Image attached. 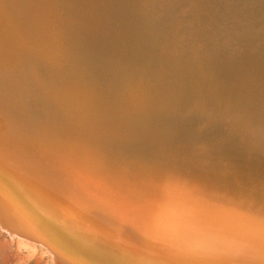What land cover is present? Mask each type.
Segmentation results:
<instances>
[{"label":"rangeland","instance_id":"rangeland-1","mask_svg":"<svg viewBox=\"0 0 264 264\" xmlns=\"http://www.w3.org/2000/svg\"><path fill=\"white\" fill-rule=\"evenodd\" d=\"M102 1L100 4V0H0V19L6 23L0 21V186L2 188L3 184L12 196L10 204H7L1 196L3 189L0 188V264H145V254L153 255L156 264H173L167 259L168 253L163 252L161 255L154 247L151 248L148 240L134 228L135 222L150 219L165 223L170 220L177 225H192L193 220L197 221L193 212L200 211H213L228 217L231 222L240 218L264 222V145L251 140L243 126L238 127L222 115L205 110L185 112L180 109L174 114H168L165 109H161L163 113L160 115H151L124 104L110 105L109 99H103L104 95L96 103L86 92L78 94L71 91L73 84L76 87L81 84L83 88L82 82L92 81L96 77L103 80L114 78L119 84L132 81V86L148 85L162 68L181 60L194 47L196 30H205L207 27V31H216L213 17H217L218 12L211 6L213 1L139 0L138 3V0H132V4L130 0ZM105 1H111L112 4H105ZM148 2L150 7L148 5L147 8ZM165 3L170 6H165ZM32 4L35 7H30ZM132 8L135 11L145 10L137 13ZM102 10L106 12L105 15ZM133 12L138 19L133 17ZM29 13L31 18L28 19ZM157 18V25L160 23L158 26L154 22L158 21ZM46 30L50 33L48 36V33L42 32ZM28 32L31 33L29 36ZM35 41L36 44L31 43ZM48 41L53 47H50L52 45ZM165 41L166 45L163 43ZM38 51H42L41 54ZM44 52L47 56L42 55ZM57 64L61 66L58 68ZM68 76H76L77 79ZM47 79L53 82L50 80L48 83ZM63 81L67 84L66 90L63 87L64 92L59 85ZM45 82L48 84L45 85ZM4 127L9 128H6L7 132ZM12 128L17 129L14 131ZM10 129L13 131L9 132ZM16 136H20L19 139ZM11 144L13 146L10 148ZM31 151L33 154L29 155ZM15 165L18 170H15ZM226 176L231 178L230 181ZM32 185L42 187V193L36 194ZM232 186L237 198L240 194L238 199L234 190L230 189ZM230 194L234 197L231 198ZM237 200L243 201L237 203ZM252 201H255V205ZM32 223L36 227L32 228Z\"/></svg>","mask_w":264,"mask_h":264},{"label":"bare ground","instance_id":"bare-ground-1","mask_svg":"<svg viewBox=\"0 0 264 264\" xmlns=\"http://www.w3.org/2000/svg\"><path fill=\"white\" fill-rule=\"evenodd\" d=\"M48 1V0H47ZM82 1V0H81ZM93 1V0H92ZM100 0V4H101ZM104 1V0H103ZM102 1V2H103ZM118 1V0H116ZM128 1V0H127ZM130 0L129 3H131ZM149 1V0H147ZM163 1V0H160ZM174 1V0H173ZM185 1V0H184ZM204 1V0H201ZM207 1V0H206ZM211 6L213 10L218 12L217 17H213V23L216 26V31H207L201 29L195 36L194 47L189 49L187 55L182 57L179 61H174L172 64L162 68L153 81L148 85L132 86V81H126L122 84L115 82L114 78L103 80L98 77L94 80H87L76 87L73 84L72 90L75 93L85 92L99 103V98L104 95L103 99H109L110 105L118 106L124 104L128 107H134L137 110H142L151 115H160L163 113L161 109H165L168 114H174L178 111L185 110V112H192L195 110L208 111L211 114L222 115L225 120H230L236 126H243L248 134V137L256 142L264 145V0H212ZM2 2V1H1ZM0 2V5H1ZM6 2V1H4ZM3 2V3H4ZM30 2V1H29ZM32 2V1H31ZM35 2V1H33ZM84 2V1H83ZM111 2V1H110ZM105 1L106 3H110ZM113 2V0H112ZM123 2V0H122ZM140 2L139 0L137 1ZM146 3V1H144ZM150 2V1H149ZM146 4V7L149 5ZM165 2V1H163ZM192 2V1H191ZM208 2V1H207ZM19 3V2H18ZM25 3V2H24ZM23 3V4H24ZM40 3V2H39ZM61 3V2H60ZM118 3V2H117ZM127 3V2H126ZM144 3V4H145ZM171 3V2H170ZM173 3V2H172ZM177 3V1H176ZM202 3V2H201ZM7 4V3H6ZM9 4V3H8ZM20 4V3H19ZM104 4V6H106ZM112 4V3H110ZM115 4V3H114ZM123 4V3H122ZM132 4V3H131ZM143 4V2H142ZM157 4V3H156ZM161 4V3H160ZM159 4V5H160ZM166 4V3H165ZM164 4V5H165ZM168 4V3H167ZM167 4L165 6H167ZM181 1L179 2L180 6ZM183 4V3H182ZM206 4V3H205ZM4 5V4H2ZM13 5H15L13 3ZM48 5V4H47ZM79 5V4H78ZM90 5V4H89ZM103 5V4H102ZM108 5V4H107ZM118 5V4H116ZM135 5V4H134ZM163 5V3H162ZM169 5V4H168ZM172 5V4H171ZM197 5V4H196ZM195 5V6H196ZM5 6V5H4ZM9 6V5H8ZM25 6H27L25 4ZM34 6L32 4L30 7ZM37 6V5H36ZM50 6V5H49ZM84 6V5H83ZM104 6H102L104 8ZM113 6V5H112ZM122 6V5H121ZM138 6V4H137ZM140 6H142L140 4ZM156 6V5H155ZM170 6V5H169ZM175 6V5H174ZM183 6V5H182ZM190 6V5H188ZM187 6V7H188ZM206 5H204L205 7ZM210 6V7H211ZM6 7V6H5ZM20 7V6H19ZM28 7V6H27ZM35 7V6H34ZM51 7V6H50ZM72 7V5H71ZM101 7V8H102ZM111 7V5H110ZM109 7V8H110ZM114 7V6H113ZM116 7V6H115ZM114 7V8H115ZM127 7V6H126ZM135 7V6H134ZM144 6V8H146ZM150 7V5H149ZM157 7V6H156ZM203 7V8H204ZM208 7V6H207ZM2 8V7H1ZM14 8V7H13ZM18 8V7H17ZM16 10L18 11V9ZM26 7H24L25 10ZM33 8V7H32ZM39 8V7H38ZM38 8L36 10H38ZM55 8V7H54ZM68 8V7H67ZM95 8V7H94ZM123 8V7H121ZM130 8V7H129ZM143 8V7H141ZM148 8V7H147ZM146 8V10H147ZM168 10V7H165ZM168 8V9H167ZM186 8V7H185ZM184 8V9H185ZM206 8V7H205ZM15 9V8H14ZM29 9V8H28ZM40 9V8H39ZM57 9V8H56ZM134 8H132L133 11ZM137 9V8H136ZM150 9V8H149ZM156 9V8H155ZM163 9V8H162ZM175 9V8H174ZM190 9V7H189ZM3 10V9H2ZM12 10V9H11ZM51 10V9H50ZM48 10V11H50ZM74 10V8H73ZM78 10V9H76ZM97 10V8H96ZM100 10V9H99ZM107 10V9H105ZM112 10V7H111ZM119 10V9H118ZM130 10V9H129ZM128 10V11H129ZM140 10V9H139ZM138 10V11H139ZM143 9L142 11H144ZM177 10V9H176ZM188 10V9H187ZM192 10V9H191ZM206 10V9H205ZM4 11V10H3ZM22 11V9H21ZM20 11V12H21ZM27 11V9H26ZM47 11V12H48ZM79 11V10H78ZM108 11V10H107ZM137 11V10H136ZM134 9V12H136ZM137 11V13H138ZM141 11V10H140ZM141 11V12H142ZM148 11V10H147ZM150 11V10H149ZM172 11V10H170ZM181 10H179L180 12ZM197 11V10H196ZM212 11V10H211ZM30 12V11H29ZM46 12V11H45ZM46 12V13H47ZM54 12V11H53ZM70 12V11H69ZM80 12V11H79ZM103 12V10L101 11ZM111 12V11H109ZM116 12V11H115ZM122 12V11H121ZM125 12V10H124ZM133 12V14H134ZM163 12V11H162ZM167 12V11H166ZM169 12V11H168ZM175 12V11H174ZM191 12V11H190ZM200 12V11H199ZM207 12V11H206ZM1 13V12H0ZM33 13V11L31 12ZM49 13V12H48ZM72 13V12H71ZM97 13L98 10H97ZM104 13V12H103ZM117 13V12H116ZM127 13V12H126ZM148 14V12H146ZM152 13V12H151ZM165 13V12H164ZM192 13V12H191ZM204 13V12H202ZM200 13V14H202ZM212 13V12H211ZM7 14V11H6ZM9 14V13H8ZM17 14V12L15 13ZM25 15V13L23 12ZM44 14V13H43ZM65 14V12H64ZM68 14V13H67ZM106 12L104 13V15ZM111 14V13H110ZM143 14V13H142ZM176 14V13H175ZM181 14V13H180ZM214 14V13H213ZM1 15V14H0ZM3 15V14H2ZM10 15V14H9ZM22 15V13H21ZM34 15L37 14L34 13ZM40 15V14H39ZM54 15V14H52ZM78 15V14H77ZM103 15V16H104ZM124 15V14H123ZM126 15V14H125ZM138 15V14H137ZM141 15V13H140ZM145 15V14H144ZM149 15V14H148ZM152 18H153V14ZM166 15V14H165ZM177 15V14H176ZM174 15V16H176ZM179 15V14H178ZM211 15V14H210ZM12 16V13H11ZM10 16V17H11ZM18 16V15H17ZM30 16V13H29ZM41 16V15H40ZM44 16V15H43ZM59 16V15H57ZM81 16V15H79ZM78 16V18H79ZM100 16V15H99ZM115 16V15H114ZM158 16V15H157ZM212 16V15H211ZM216 16V15H215ZM5 17V15H4ZM19 17V16H18ZM23 17V16H21ZM35 17V16H34ZM46 17H48L46 15ZM55 17V16H54ZM82 17V16H81ZM101 17V16H100ZM99 17V18H100ZM107 17V16H106ZM109 17V16H108ZM127 17V16H126ZM132 17V16H131ZM135 18V14L133 16ZM137 17V16H136ZM146 17V16H145ZM180 17V16H179ZM178 17V18H179ZM204 17V16H203ZM3 18V17H1ZM6 18V17H5ZM3 18V19H5ZM16 18V17H15ZM20 18V17H19ZM28 19L31 18L27 17ZM39 18V17H38ZM41 18V17H40ZM45 19V16L43 17ZM61 18V17H60ZM84 18V17H82ZM89 18V16H88ZM104 18V17H103ZM113 18V17H112ZM121 18V17H120ZM148 18V17H146ZM162 18V16H161ZM175 18V17H174ZM176 18V19H178ZM181 18V17H180ZM202 18V17H201ZM7 19V18H6ZM24 19V18H22ZM75 19V18H74ZM81 19V18H80ZM86 19V18H85ZM85 19H83L85 21ZM116 19V18H115ZM123 19V18H122ZM121 19V20H122ZM133 19V18H132ZM138 19V18H135ZM133 19V20H135ZM140 19V18H139ZM155 19V18H153ZM185 19V17H184ZM203 19V18H202ZM207 19V18H206ZM34 20V19H33ZM32 20V21H33ZM43 20V19H42ZM40 20V21H42ZM65 20V19H64ZM101 19H99L100 21ZM109 20V19H108ZM142 20V19H141ZM158 20V18H157ZM163 20V19H161ZM167 21V17L165 18ZM186 20V19H185ZM184 20V21H185ZM193 20V19H192ZM196 20V18H195ZM199 18L197 19V21ZM212 20V19H211ZM1 21V19H0ZM10 21V20H8ZM15 21V20H14ZM18 21V20H17ZM35 21V20H34ZM39 21V22H40ZM45 21V20H44ZM75 21V20H74ZM81 21V20H80ZM87 21V20H86ZM99 21L97 23H99ZM129 21V20H128ZM132 21V20H131ZM173 21V20H172ZM187 21V20H186ZM2 22V21H1ZM13 22V21H12ZM25 22V21H24ZM38 22V21H37ZM46 18V24H47ZM113 22V20H112ZM116 22H118L116 20ZM115 22V23H116ZM120 22V20H119ZM136 22V21H135ZM157 25L159 20L156 22ZM162 24H164V21ZM174 22V21H173ZM194 22V21H193ZM209 22V21H208ZM2 23H5L2 22ZM11 23V22H10ZM22 23V22H20ZM27 23V22H25ZM51 20V25H52ZM71 23V22H70ZM81 23H84L83 21ZM80 23V24H81ZM87 23V22H86ZM89 23V22H88ZM101 23V21H100ZM99 23V24H100ZM103 23V22H102ZM101 23V24H102ZM108 23V22H107ZM122 23V22H120ZM154 23V24H155ZM172 23V22H171ZM182 23V22H180ZM34 24V23H33ZM38 24V23H37ZM50 24V23H49ZM65 24V23H64ZM69 24V23H68ZM73 24V23H72ZM96 24V23H95ZM160 24V23H159ZM158 24V25H159ZM161 24V25H162ZM174 24V23H173ZM186 24V23H185ZM201 25L203 23H200ZM209 24V23H208ZM6 25V23H5ZM18 25V24H17ZM26 25V24H25ZM29 24H27L28 26ZM31 25V23H30ZM29 25V27H30ZM35 26H38L34 24ZM41 25V24H40ZM44 25V24H43ZM43 25L41 27H43ZM50 25V26H51ZM60 25V24H59ZM94 25V24H93ZM104 25V24H103ZM101 25V26H103ZM120 25V24H118ZM136 25V24H135ZM157 25V26H158ZM171 25V24H170ZM182 25V24H181ZM191 25V24H190ZM189 25V26H190ZM196 25V24H195ZM12 26V25H11ZM22 26V25H21ZM33 26V27H35ZM62 26V25H61ZM98 26V25H97ZM115 26V25H114ZM173 26V25H172ZM176 26V25H175ZM180 26V25H179ZM185 26V25H184ZM197 26V25H196ZM4 27V26H2ZM19 27V26H18ZM16 27V28H18ZM32 27V28H33ZM40 27V28H41ZM47 27V26H46ZM56 25V29H57ZM94 27V26H93ZM106 27V26H105ZM110 27V26H108ZM113 27V26H111ZM161 27V26H160ZM182 27V26H181ZM191 27V26H190ZM195 27V26H194ZM198 27V26H197ZM196 27V28H197ZM5 28V27H4ZM28 28V27H27ZM26 28V29H27ZM53 27H50V29ZM82 27H80L81 29ZM96 28V27H95ZM100 28V26H99ZM114 28V27H113ZM116 28V27H115ZM121 28V26H120ZM159 28V27H158ZM184 28V27H183ZM181 28V29H183ZM2 29V28H1ZM23 29V28H21ZM37 29V27H36ZM44 29V27H43ZM48 29V28H47ZM61 29V28H60ZM67 29V28H66ZM87 29V28H86ZM85 29V30H86ZM101 29H103L101 27ZM169 29V27H168ZM186 30V28H184ZM195 29V28H193ZM12 30V29H11ZM18 30V29H16ZM20 30V29H19ZM30 30V29H29ZM32 30V29H31ZM91 30V29H90ZM104 30V29H103ZM107 30V29H106ZM157 30V28H156ZM14 31V30H13ZM24 31V30H23ZM39 31V30H38ZM47 31V30H46ZM55 30H52L54 32ZM57 31V30H56ZM68 31V30H67ZM94 31V30H93ZM97 30H95L96 32ZM175 31V29H174ZM191 31V29H190ZM17 32V31H16ZM31 32V31H30ZM34 34V31H32ZM43 33H48L42 31ZM74 32V31H72ZM81 32V31H80ZM91 32V31H90ZM99 33V31H97ZM113 32V31H112ZM129 32V31H128ZM127 32V33H128ZM134 32V31H133ZM12 33V32H10ZM9 33V34H10ZM14 33V32H13ZM21 33V32H19ZM35 30V34H36ZM107 33V32H106ZM126 33V34H127ZM8 34V35H9ZM24 34V33H23ZM31 34V33H30ZM28 32V36L30 35ZM34 34V35H35ZM50 33L47 34V36ZM53 34V33H52ZM55 34V33H54ZM74 34V33H73ZM78 34V33H76ZM91 34V33H90ZM102 34V33H100ZM99 34V35H100ZM109 34V33H108ZM114 34V33H113ZM129 34V33H128ZM145 34V33H143ZM182 34V33H181ZM32 35V36H34ZM71 35V33H70ZM69 35V36H70ZM79 35V34H78ZM87 35V33H86ZM92 35V34H91ZM116 35V34H115ZM132 35V34H131ZM131 35L129 37H131ZM140 35V34H139ZM151 35V34H150ZM166 35V34H165ZM176 35V34H175ZM18 36V35H17ZM16 36V37H17ZM43 36H46L45 34ZM42 36V37H43ZM63 36V35H62ZM66 36V35H65ZM105 36V35H104ZM182 36V35H181ZM194 36V35H193ZM35 37V36H34ZM32 37V38H34ZM37 37V36H36ZM39 37V36H38ZM41 37V36H40ZM52 37V35H51ZM75 37V34H74ZM83 37V36H82ZM81 37V38H82ZM128 37V38H129ZM148 37V36H147ZM165 37V36H164ZM21 38V37H20ZM19 38V39H20ZM29 38V37H28ZM49 38V37H48ZM63 38V37H62ZM86 38V37H85ZM133 38V36H132ZM139 38V37H138ZM151 38V37H150ZM154 38V36H153ZM163 38V37H162ZM161 38V39H162ZM168 38V37H167ZM166 38V39H167ZM184 38V37H183ZM191 38V36H190ZM15 39V37H14ZM25 39V38H24ZM31 39V37H30ZM39 39V38H38ZM36 39L38 42L39 40ZM64 39H66L64 37ZM84 39V38H83ZM131 39V38H130ZM159 39V38H158ZM160 39V40H161ZM169 39V38H168ZM188 39V38H187ZM192 39V38H191ZM17 40V39H16ZM43 40V38H42ZM51 40V39H50ZM55 40V39H54ZM78 40V39H77ZM88 40V39H87ZM95 40V39H94ZM97 40V38H96ZM128 40V39H127ZM150 40V39H149ZM153 40V39H152ZM165 40V39H164ZM182 40V39H181ZM193 40V39H192ZM8 41V40H6ZM13 41V40H12ZM18 41V40H17ZM53 41V40H52ZM56 41V40H55ZM68 41V40H67ZM84 41V40H83ZM107 41V40H105ZM124 41V40H123ZM126 41V39H125ZM133 41V39H132ZM138 41V40H137ZM143 41V40H142ZM155 41V40H154ZM162 41V40H161ZM161 41H159L161 43ZM15 42V41H14ZM20 42V41H19ZM37 42V44H38ZM40 42H42L40 40ZM39 42V43H40ZM78 42V41H77ZM85 42V41H84ZM112 42V41H111ZM131 42V41H130ZM145 42V41H144ZM158 42V43H159ZM6 44V42H4ZM12 43V42H11ZM36 44L34 42H31ZM44 43V42H43ZM51 44V42L48 41ZM47 43V44H48ZM64 43V42H63ZM140 43V42H139ZM152 43V42H151ZM156 43V42H154ZM164 44L166 43L163 42ZM4 44V45H5ZM18 44V43H17ZM42 44V43H41ZM39 44V46L41 45ZM95 44V42H94ZM111 44V43H110ZM183 44V43H182ZM193 44V43H192ZM67 45V44H66ZM69 45V44H68ZM76 45V44H75ZM83 45V44H82ZM105 45V44H104ZM125 45V44H124ZM128 45V44H127ZM131 45V44H129ZM128 45V46H129ZM151 45V44H150ZM157 45V44H156ZM166 45V44H165ZM34 46V45H33ZM31 46V47H33ZM37 46V45H36ZM43 46V44H42ZM60 46V45H59ZM62 46V44H61ZM95 46V45H94ZM149 46V45H148ZM160 46V45H159ZM164 46V45H163ZM11 47V46H10ZM22 47V46H21ZM27 47V46H26ZM50 47H53L50 46ZM69 47V46H68ZM72 47V46H71ZM91 47V46H90ZM161 47V46H160ZM158 47V48H160ZM168 47V46H167ZM179 47V46H178ZM2 48V47H1ZM8 48V47H7ZM30 48V47H29ZM38 48V46H37ZM66 48V47H65ZM73 48V47H72ZM150 48V47H149ZM157 48V46H156ZM42 49V48H41ZM49 49V48H48ZM57 49V48H56ZM63 49V48H62ZM68 49V48H66ZM148 49V48H147ZM179 49V48H178ZM176 49V50H178ZM12 50V49H11ZM35 50V49H34ZM74 50V49H73ZM128 50V49H127ZM132 50V49H131ZM138 50V49H137ZM161 50V48H160ZM164 50V49H163ZM24 51V50H23ZM31 51V50H28ZM33 51V50H32ZM31 51V52H32ZM44 51V49H43ZM48 51V50H47ZM64 51V50H62ZM61 51V52H62ZM71 51V50H70ZM136 51V50H135ZM191 51V52H190ZM3 52V51H2ZM7 52V51H6ZM16 52V51H15ZM19 52V51H18ZM26 52V51H25ZM39 52V51H38ZM42 52V51H41ZM41 52H39L41 54ZM52 52V51H51ZM130 52V51H129ZM20 53V52H19ZM29 53V52H27ZM37 53V51H36ZM48 53V52H46ZM60 53V52H58ZM74 53V52H73ZM132 53V51H131ZM164 53V51H163ZM162 53V54H163ZM31 54V53H30ZM29 54V55H30ZM35 54V53H34ZM39 54V56H40ZM42 53V55H44ZM50 54V51H49ZM57 54V53H56ZM61 54V53H60ZM59 54V55H60ZM67 54V53H66ZM24 55V53H23ZM47 56V54H45ZM52 55V54H50ZM62 55V54H61ZM65 55V54H63ZM4 56V55H3ZM9 56V55H8ZM27 56V55H26ZM33 56V55H32ZM37 57V55H35ZM49 56V55H48ZM58 56V55H57ZM159 56V55H158ZM166 56V55H165ZM1 57V56H0ZM41 57V56H40ZM164 57V56H163ZM21 58V57H20ZM43 58V56H42ZM55 58V57H54ZM59 58V56H58ZM105 58V57H104ZM180 58V57H179ZM31 59V58H30ZM37 59V58H36ZM40 59V58H39ZM56 59V58H55ZM149 59V58H148ZM7 60V59H6ZM25 60V59H23ZM33 60V58H32ZM46 59L43 60V62ZM48 60V58H47ZM53 60V59H52ZM160 60V59H159ZM16 61V60H15ZM21 61V60H20ZM36 61V60H35ZM51 61V58H50ZM49 61V62H50ZM56 61V60H54ZM53 61V62H54ZM58 61H61L58 60ZM162 61V60H161ZM67 62V61H66ZM17 63V62H16ZM23 63V62H22ZM28 63V62H27ZM57 63V62H56ZM142 63V62H141ZM29 64V63H28ZM32 64V63H31ZM30 64V65H31ZM39 64V63H38ZM45 64V63H44ZM59 64V63H58ZM57 64V66H58ZM65 64V63H64ZM63 64V66H64ZM26 65V63H25ZM35 65V64H34ZM53 65V64H51ZM56 65V64H55ZM54 66V65H53ZM61 65L58 66V68ZM30 67V66H29ZM50 67V64H49ZM55 67V66H54ZM51 68V67H50ZM49 68V69H50ZM23 69V68H22ZM27 69V68H26ZM35 69V68H34ZM16 70V68H15ZM37 70V69H36ZM48 70V69H47ZM64 70V69H63ZM18 71V70H17ZM57 71V70H55ZM23 72V71H22ZM45 73V72H44ZM19 74V73H18ZM28 74V73H27ZM43 74V73H42ZM48 74V73H47ZM19 76V75H18ZM48 76V75H47ZM46 77V76H45ZM70 77V76H68ZM49 78V76H48ZM51 78V77H50ZM77 79L76 76L70 77ZM151 78V77H149ZM68 79V78H66ZM52 79H47V82ZM136 80V79H135ZM44 81V80H43ZM67 81V80H66ZM94 81V82H93ZM45 82V85L48 84ZM53 82V81H52ZM127 83L129 85H127ZM139 83V82H138ZM23 84V83H22ZM32 84V83H31ZM28 85V84H27ZM26 85V86H27ZM67 88V84H59ZM109 85L107 88L106 86ZM125 85V86H124ZM131 85V86H130ZM34 86V85H33ZM38 86V85H37ZM19 87V85H18ZM33 88V87H32ZM35 88V87H34ZM69 88V87H68ZM51 89V88H50ZM56 89V88H55ZM70 89V88H69ZM38 90V89H37ZM63 90V92H64ZM56 91V90H55ZM45 92V91H44ZM47 95V93H46ZM53 95V94H52ZM50 95V96H52ZM39 96V95H38ZM37 96V97H38ZM83 96V95H82ZM86 96V95H85ZM36 97V96H35ZM34 97V98H35ZM44 97V96H43ZM48 97V96H47ZM54 97V96H53ZM107 97V98H106ZM41 98V97H40ZM49 98V97H48ZM81 98V97H80ZM37 99V98H36ZM50 99V98H49ZM54 99V98H53ZM52 99V100H53ZM86 99V98H85ZM55 100V99H54ZM62 100V99H60ZM44 101V100H43ZM50 101V100H49ZM114 103V104H113ZM45 105V104H44ZM59 105V104H58ZM76 105V104H75ZM41 106V105H40ZM55 106V105H54ZM65 108V107H64ZM113 108V107H112ZM41 109V108H40ZM49 109V108H48ZM74 109V108H73ZM111 109V108H110ZM62 110V109H61ZM65 110V109H64ZM162 111V112H161ZM34 112V111H33ZM50 112V111H49ZM68 112V111H66ZM56 113V112H55ZM37 114V113H35ZM73 114V113H72ZM76 114V113H75ZM216 115V116H217ZM218 118V117H217ZM209 119V118H207ZM123 120V119H122ZM198 121V120H197ZM207 121V120H206ZM3 122V119H2ZM150 122V121H149ZM220 122V121H219ZM1 124V123H0ZM3 124V123H2ZM226 124V123H225ZM4 125V124H3ZM8 125V124H7ZM224 125V124H223ZM2 126V125H0ZM13 126V125H12ZM225 126V125H224ZM11 127V126H10ZM160 127V126H159ZM5 128V127H4ZM8 128V127H6ZM5 128V130H6ZM27 128V127H26ZM208 128V127H207ZM216 128V127H215ZM9 129V128H8ZM13 129V128H12ZM17 129V128H16ZM16 129L14 131H16ZM195 129V127H194ZM202 129V128H200ZM205 129V128H204ZM1 130V129H0ZM10 129L9 132L13 131ZM197 130V128H196ZM206 130V129H205ZM217 130V129H216ZM2 131V130H1ZM0 131V134H1ZM8 130H6L7 132ZM202 131V130H201ZM18 132V131H17ZM188 132V130L186 131ZM198 132V131H197ZM16 133V132H15ZM25 133V132H24ZM31 133V132H30ZM195 133V132H194ZM206 133V132H205ZM245 133V132H244ZM6 134V133H5ZM12 134H14L12 132ZM27 134V133H26ZM202 134V133H201ZM4 135V133H3ZM7 135V134H6ZM19 135V132H18ZM199 135V134H197ZM205 135V134H204ZM203 135V136H204ZM216 135V134H215ZM214 135V137H215ZM241 135V134H240ZM14 136V135H12ZM40 136V135H39ZM200 136V135H199ZM198 136V137H199ZM202 136V137H203ZM213 136V135H211ZM209 136V137H211ZM5 138V136H3ZM8 137V135L6 136ZM17 137V136H16ZM20 137V136H18ZM17 137V138H18ZM28 137V136H27ZM38 137V136H37ZM41 137V136H40ZM194 137V135H193ZM205 137V136H204ZM217 137V136H216ZM215 137V138H216ZM11 138V137H10ZM52 138V137H51ZM60 138V137H59ZM79 138V137H78ZM206 138V137H205ZM2 139V137H1ZM7 139V138H6ZM19 139V138H18ZM23 139V138H22ZM27 139V138H26ZM68 139V136H67ZM219 139V138H218ZM10 140V139H7ZM6 140V141H7ZM21 140V139H20ZM53 140V139H52ZM71 140V139H70ZM75 140V139H74ZM81 140V139H80ZM198 140V139H197ZM203 140V139H202ZM212 140V139H210ZM26 141V140H25ZM24 141V142H25ZM69 141V140H68ZM77 141V138H76ZM85 141V140H84ZM196 141V140H195ZM240 141V140H239ZM5 142V141H4ZM8 142V141H7ZM11 142V141H10ZM22 142V141H21ZM78 142V141H77ZM80 142V141H79ZM212 142V141H211ZM217 142V141H216ZM9 143V142H8ZM7 143V146H9ZM15 143V141H14ZM68 143V142H67ZM71 145V144H70ZM211 145V144H210ZM243 145V144H242ZM5 146V145H4ZM13 146L12 144L10 145ZM17 146V145H16ZM20 146V144H19ZM60 146V145H59ZM66 146V145H65ZM1 147H3L1 145ZM18 147V146H17ZM25 147V146H24ZM31 147V146H30ZM4 148V147H3ZM13 148V147H12ZM15 148V146H14ZM100 148V147H99ZM2 149V148H1ZM25 149V148H24ZM27 149V148H26ZM67 149V148H66ZM104 149V148H103ZM79 151V149H78ZM81 151V150H80ZM224 151V150H223ZM62 152V151H61ZM66 152V151H65ZM69 152V151H68ZM1 153V152H0ZM27 153V152H26ZM42 153V152H41ZM59 153V151H58ZM63 153V152H62ZM67 153V152H66ZM12 154V153H11ZM24 153H22L23 156ZM28 154V153H27ZM32 155L31 151L29 155ZM61 154V153H59ZM69 154V153H68ZM80 154V153H79ZM10 155V154H9ZM15 155V154H14ZM17 155V154H16ZM20 155V154H19ZM48 155V154H47ZM63 155V154H62ZM21 156V155H20ZM19 156V157H20ZM57 156V154H56ZM18 157V156H17ZM18 157V158H19ZM26 157V156H24ZM42 157V156H41ZM47 157V156H46ZM66 157V156H65ZM64 157V159H65ZM106 157V156H105ZM118 157V156H117ZM122 157V156H121ZM2 158V157H1ZM0 158V159H1ZM6 158V157H5ZM4 158V159H5ZM22 158V157H21ZM23 159V158H22ZM26 159V158H25ZM24 159V160H25ZM10 160V159H6ZM21 160V159H18ZM53 160V159H52ZM56 160V159H55ZM3 161V160H2ZM28 161V160H26ZM30 161V160H29ZM40 161V159H39ZM45 161V160H44ZM51 161V160H50ZM78 161V160H76ZM11 162V161H10ZM33 162V161H32ZM35 162V161H34ZM42 162V161H40ZM48 162V161H46ZM65 162V161H64ZM74 162V161H73ZM262 162V161H261ZM9 163V162H8ZM11 163L14 164L12 161ZM23 163V162H22ZM31 163V162H30ZM49 163V162H48ZM27 164V163H26ZM25 164V165H26ZM41 164V163H40ZM44 164V162H43ZM51 164V163H50ZM49 165V164H48ZM47 165V167H48ZM54 165V164H53ZM46 166V165H45ZM52 166V165H50ZM49 166V167H50ZM118 166V165H117ZM131 166V165H130ZM14 167V165H13ZM27 167V166H26ZM30 167V166H29ZM39 167V165H38ZM43 167V166H41ZM40 167V168H41ZM67 167V166H66ZM233 167V166H232ZM15 168L16 165H15ZM52 168V167H51ZM63 168V166H62ZM221 168V167H220ZM25 169V168H24ZM38 169V168H37ZM36 169V171H38ZM61 169V168H59ZM58 169V170H59ZM123 169V168H122ZM199 169V168H198ZM15 170H18L15 169ZM20 170V169H19ZM48 170V169H47ZM51 170V169H49ZM63 170V169H61ZM119 170V169H118ZM157 170V169H156ZM35 170H33L34 172ZM35 171V172H36ZM123 171V170H121ZM233 171V170H232ZM53 172V170H52ZM51 172V173H52ZM55 172V171H54ZM193 172V171H192ZM264 172V171H263ZM40 173V171H39ZM59 173V172H58ZM149 173V172H148ZM152 173V172H151ZM171 173V172H170ZM232 173V172H231ZM234 173V172H233ZM32 174V173H31ZM56 174V173H55ZM66 174V173H65ZM224 174V173H223ZM228 174V172H227ZM36 175V174H35ZM64 175V174H63ZM172 175V174H171ZM225 175V174H224ZM232 175V174H231ZM57 176V175H56ZM62 175H60L61 177ZM160 175H157V177ZM190 176V175H189ZM188 176V177H189ZM199 176V175H198ZM220 176V175H219ZM172 177V176H171ZM194 177V176H193ZM205 177V176H204ZM217 177V176H215ZM224 177V176H223ZM227 177V176H226ZM238 177V176H237ZM142 178V177H141ZM162 178V177H161ZM166 178V177H165ZM220 178V177H219ZM228 178V177H227ZM163 179V178H162ZM192 179V178H191ZM194 179V178H193ZM209 179V178H208ZM216 179V178H215ZM229 179V178H228ZM227 179V180H228ZM231 179V178H230ZM229 179V181H230ZM238 179V178H237ZM64 180V179H63ZM166 180V179H165ZM207 180V179H206ZM244 180V179H243ZM161 181V179H160ZM202 181V180H200ZM61 182V181H60ZM66 182V181H65ZM64 182V183H65ZM67 182H69L67 180ZM205 182V181H203ZM232 182V180H231ZM236 182V181H235ZM164 183V182H163ZM179 183V182H178ZM193 183V182H192ZM214 183V182H213ZM212 183V185H213ZM263 183V182H262ZM208 184V183H207ZM241 184V183H240ZM62 185V183H61ZM162 185V184H160ZM165 185V184H164ZM182 185V184H181ZM143 186V185H142ZM156 186V185H155ZM154 186V187H155ZM176 186V185H175ZM174 186V187H175ZM205 186V185H204ZM218 186V185H217ZM234 186V184H233ZM230 189L234 190V187ZM264 186V185H263ZM162 186H159V188ZM240 187V185H239ZM245 187V186H244ZM157 188V187H156ZM192 188V187H191ZM194 188V187H193ZM253 188V187H252ZM75 189V188H74ZM163 189V187H162ZM202 189V188H201ZM206 189V188H205ZM236 189V188H235ZM180 190V189H178ZM177 190V191H178ZM194 190V189H193ZM200 190V189H198ZM240 190V189H238ZM66 191V190H65ZM131 191V190H130ZM143 191V190H142ZM182 191V190H181ZM207 191V190H206ZM221 191V190H219ZM237 191V190H236ZM243 191V190H242ZM251 191V190H250ZM198 192V191H197ZM196 192V193H197ZM212 192V191H210ZM235 192V190L233 191ZM232 192V193H233ZM256 192V191H255ZM142 193V192H141ZM145 193V191H144ZM143 193V194H144ZM201 193V192H200ZM199 193V194H200ZM204 193V192H203ZM213 193V192H212ZM231 193V192H230ZM244 193V192H243ZM242 193V195H243ZM247 193V192H246ZM245 193V194H246ZM258 193V192H256ZM37 194V193H36ZM147 194V193H146ZM152 194V193H151ZM156 194V193H155ZM216 194V193H215ZM218 194V193H217ZM221 194V193H220ZM252 194V193H251ZM251 194L250 198H251ZM20 195V194H18ZM149 195V194H148ZM157 195V194H156ZM228 195V194H227ZM236 195V192H235ZM238 194V198H239ZM247 195V194H246ZM264 195V194H263ZM63 197V195H62ZM72 197V194H71ZM169 197V195H168ZM211 197V195H210ZM214 197V195H213ZM231 197V194H230ZM234 197V195H233ZM231 197V198H233ZM245 197V195H244ZM259 197V195H258ZM69 198V197H68ZM170 198V197H169ZM168 198V199H169ZM172 198V197H171ZM170 198V199H171ZM178 198V197H177ZM228 198V197H227ZM237 198V195H236ZM237 198V199H238ZM246 198V197H245ZM257 198V197H256ZM41 199V198H40ZM104 199V198H103ZM211 199V198H210ZM254 199V198H253ZM260 199V197H259ZM264 199V198H263ZM63 200V199H62ZM262 200V198H261ZM20 201V200H19ZM67 201V200H66ZM209 201V200H208ZM231 201V200H229ZM234 202V199L232 200ZM243 201V200H242ZM238 201V202H242ZM248 201V200H245ZM258 201V199H257ZM260 201V200H259ZM228 202V201H227ZM251 202V200H250ZM253 202V201H252ZM255 202V201H254ZM253 202V205H255ZM262 202V201H261ZM208 203V202H207ZM236 203V205H237ZM249 203V202H248ZM63 204V201H62ZM65 204V203H64ZM229 204V203H228ZM232 204V203H231ZM230 204V205H231ZM257 204V203H256ZM262 204V203H261ZM260 204V206H261ZM240 205V203H239ZM242 205V204H241ZM86 206V205H85ZM216 206V205H215ZM235 206V204H234ZM238 206V205H237ZM245 206V204L243 205ZM249 206V205H248ZM257 206V205H256ZM65 207V205H64ZM81 207V206H80ZM89 207V206H88ZM251 207V206H249ZM68 208V207H67ZM65 208V209H67ZM74 207H72L73 209ZM247 208V207H246ZM216 209V208H215ZM244 209V208H243ZM242 209V210H243ZM252 209V208H251ZM260 209V208H259ZM64 210V209H63ZM74 210V209H73ZM81 210V209H80ZM190 210V209H189ZM221 210V209H220ZM253 210V209H252ZM255 210V208H254ZM257 210V208H256ZM255 210V211H256ZM67 211V210H66ZM224 211V210H223ZM251 211V210H249ZM169 212V209H168ZM201 212V213H200ZM193 212L195 220L193 224H178L175 221H168L165 223H157L154 220L137 221L134 228L144 238L148 240L151 248L154 247L156 252L163 255V252L168 253L167 259L173 264H264V222L260 221H246L238 219L231 222L228 217L216 214L213 211L202 213V211ZM232 212V210H231ZM235 212V211H234ZM261 212V211H258ZM6 213V212H5ZM72 213V212H70ZM191 213V212H190ZM69 214V213H68ZM167 214V213H166ZM186 214V213H184ZM246 214V213H245ZM71 215V214H70ZM233 215V214H232ZM184 216V215H183ZM186 216V215H185ZM234 216V215H233ZM260 216V215H259ZM238 217V216H237ZM166 219V218H165ZM237 219V218H236ZM107 220V219H106ZM183 220V219H182ZM263 220V219H262ZM64 225V223H63ZM115 225V223L113 224ZM66 226V225H65ZM104 226V225H103ZM63 227V226H62ZM106 227V226H105ZM112 227V226H111ZM61 228V227H60ZM64 228V227H63ZM66 228V227H65ZM64 228V229H65ZM67 229V228H66ZM65 229V230H66ZM103 230V229H102ZM113 231V230H112ZM117 231V230H116ZM125 231V230H124ZM127 233V232H126ZM13 235V234H12ZM138 236V235H137ZM135 237V236H134ZM35 238V237H34ZM16 240V239H15ZM136 240V239H135ZM24 243V242H23ZM139 243V242H137ZM36 244V243H35ZM34 244V245H35ZM139 245V244H138ZM141 245V244H140ZM143 245V244H142ZM141 247V246H139ZM144 247V246H143ZM142 247V248H143ZM148 247V246H147ZM141 248V249H142ZM148 249V248H147ZM147 251V250H146ZM146 263L156 264L153 255H144Z\"/></svg>","mask_w":264,"mask_h":264},{"label":"water","instance_id":"water-1","mask_svg":"<svg viewBox=\"0 0 264 264\" xmlns=\"http://www.w3.org/2000/svg\"><path fill=\"white\" fill-rule=\"evenodd\" d=\"M0 185H1V184H0ZM0 188H1V186H0ZM31 188H32V190H33L34 192H36L37 194L42 193V191H41V188H42V187H40V186L32 185ZM1 189H3V191L1 192V196H2L3 200L6 201L7 204H10V202H11V201H10V197L12 198L11 194L9 193L8 189L4 187L3 184H2V188H1ZM7 193H8V194H7ZM8 196H9V197H8ZM50 199H53V198L50 196ZM52 201H53V200H52ZM18 215H19V216H22V215H20L19 213H18ZM30 225L32 226V228H33V227H36L35 224H33V223L30 224Z\"/></svg>","mask_w":264,"mask_h":264}]
</instances>
